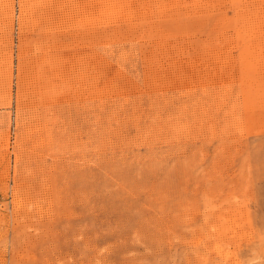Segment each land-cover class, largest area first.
I'll return each mask as SVG.
<instances>
[{
	"label": "rangeland",
	"instance_id": "obj_1",
	"mask_svg": "<svg viewBox=\"0 0 264 264\" xmlns=\"http://www.w3.org/2000/svg\"><path fill=\"white\" fill-rule=\"evenodd\" d=\"M0 264H264V0H0Z\"/></svg>",
	"mask_w": 264,
	"mask_h": 264
}]
</instances>
